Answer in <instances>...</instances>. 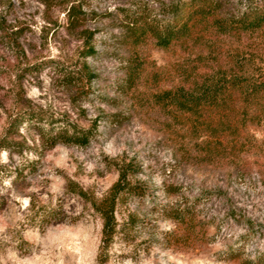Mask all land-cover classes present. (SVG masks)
Listing matches in <instances>:
<instances>
[{
	"label": "rangeland",
	"instance_id": "1",
	"mask_svg": "<svg viewBox=\"0 0 264 264\" xmlns=\"http://www.w3.org/2000/svg\"><path fill=\"white\" fill-rule=\"evenodd\" d=\"M158 1L0 0V264H264V124L234 154L198 161L211 138L192 137L154 96L205 52L151 39L132 48L122 37L138 2L156 13ZM221 1L233 14L264 5ZM73 4L85 13L76 26ZM84 32L94 33L89 57ZM219 47L263 59L264 70V32ZM24 113L35 118L5 137ZM67 122L91 131L87 146L53 137ZM128 165L139 193L119 197L120 233L101 262L102 219L69 185L101 200Z\"/></svg>",
	"mask_w": 264,
	"mask_h": 264
},
{
	"label": "trees",
	"instance_id": "2",
	"mask_svg": "<svg viewBox=\"0 0 264 264\" xmlns=\"http://www.w3.org/2000/svg\"><path fill=\"white\" fill-rule=\"evenodd\" d=\"M138 3L137 9L126 16L122 25V37L129 47L136 48L151 39L157 49L179 46L185 51L201 49L205 52L185 59L181 66L180 85L156 94L155 104L168 112L173 120L185 119L192 137L211 138L212 141L203 142L206 149L199 162L220 161L225 158L223 151L230 150L228 155L234 154L240 137L247 136L248 128L264 124L263 59L257 61L256 56L239 48L224 54L219 42L220 38H252L263 33L264 5L249 1L243 11L233 14L221 0H163L157 2L155 13L156 10L150 9L148 4ZM84 15L76 4L67 10L68 20L75 26ZM83 36L84 56L94 55L95 47L91 45L94 33L84 32ZM133 61H137L136 57ZM133 67L132 80L138 71L135 65ZM202 69L207 71L201 73ZM34 118L31 113L18 115L5 137H13L20 124L32 122ZM91 134L90 130H82L67 122L53 137L63 143L85 147ZM128 168L129 165L119 170L117 182L101 200L93 199L75 184L69 185V189L89 202L102 219L101 262L105 261L104 256L120 233L115 217L119 197L139 193V188L128 180L132 167ZM5 174V167L0 164V176Z\"/></svg>",
	"mask_w": 264,
	"mask_h": 264
}]
</instances>
